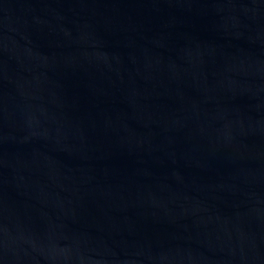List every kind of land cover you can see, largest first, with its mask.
Returning <instances> with one entry per match:
<instances>
[{
	"label": "water",
	"instance_id": "obj_1",
	"mask_svg": "<svg viewBox=\"0 0 264 264\" xmlns=\"http://www.w3.org/2000/svg\"><path fill=\"white\" fill-rule=\"evenodd\" d=\"M0 264H264V0H0Z\"/></svg>",
	"mask_w": 264,
	"mask_h": 264
}]
</instances>
